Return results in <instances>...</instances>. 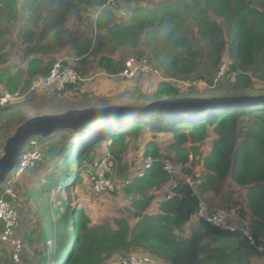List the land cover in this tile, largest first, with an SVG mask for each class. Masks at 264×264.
Wrapping results in <instances>:
<instances>
[{
  "label": "trees",
  "instance_id": "trees-1",
  "mask_svg": "<svg viewBox=\"0 0 264 264\" xmlns=\"http://www.w3.org/2000/svg\"><path fill=\"white\" fill-rule=\"evenodd\" d=\"M147 1L150 0H113V5H107L108 0H0V94H24L35 78L50 73L55 59L45 63L41 58L61 47L67 35L64 25L68 16L70 13L78 16L79 3H84L93 9L88 26L94 31L90 37L73 39L72 54L79 61L73 69L81 73L78 83H82L86 75L83 64L88 57L96 56L99 77L127 80V90L117 93L113 97L117 105L111 106L145 107L153 102L180 98L264 95V6L255 7L251 0H215L219 4L216 12L224 19V28H221L209 17L204 18L214 0H193L188 6L172 4L170 8H160L155 16L154 11L132 9L130 12L127 9L134 3ZM200 2H203L202 7ZM118 10L124 11L121 16L125 17L118 18ZM185 19L197 25V36L192 40L181 34ZM19 21H24L17 29L24 46L23 64L5 65L8 36ZM38 26V32L32 31ZM141 41L150 48L151 58L162 65V76L146 73L127 78L123 75L127 69L126 60L114 59L115 52L136 49ZM145 55L138 53L136 61L143 60ZM227 62V70L220 79L226 77L228 87L222 90L226 84L217 76ZM63 64L68 66L67 62ZM201 64H204L203 73L194 74ZM24 76L28 77L25 81ZM174 80L185 81L186 86L179 91ZM254 80L259 86L255 87ZM77 84L69 85L64 92L54 93L76 97L71 95ZM201 85H207L208 89L196 88ZM206 90L210 92L205 96L202 93ZM96 94L89 99L103 100V95ZM88 96L83 94L84 98ZM19 103L0 107V132L6 136L5 143L16 128L30 119L28 109ZM102 103V106L92 107H109ZM44 115L56 114L47 112ZM64 132L68 131L55 130L31 137L21 156L30 140L37 139L39 147L46 146L47 139ZM143 132L153 137L165 133L172 135L168 148L172 152L170 157L175 164L190 163L186 172L199 182L200 193L215 191L227 178L246 190L245 200L241 202L244 208L238 216L244 218L250 213L253 217L249 228L253 244L239 228L230 231L202 220L191 225L198 212L199 199L193 189L171 178L164 170L153 142L144 150V157L152 160L151 165L129 186L121 187L124 196L131 199L127 211L134 218L133 224L119 217L93 225L84 210L73 205L71 191L82 179L84 163L92 162L90 155L96 147L105 144L111 157L109 161L117 165V174L127 179L128 167H119L123 164L127 140ZM70 133V139L60 138L56 149H51V165L47 167L44 180L39 189L32 186L31 204L24 214L18 215L16 229L21 242L28 239L30 216L40 228V240L51 241L47 256L39 257L36 264H119L120 257L146 258L158 264H264V104L134 120L114 118L90 122ZM208 141L209 151L203 154L202 147ZM43 163L42 157L37 167ZM196 166L202 170L199 176H193ZM17 169L18 166L14 173ZM86 174L92 177L88 171ZM9 175L0 185L8 181ZM106 176L109 177V173ZM170 181H177L171 196L167 193ZM60 186H64L66 198L54 211L46 204V195ZM163 188L166 190L163 199L158 201L157 211L147 212L155 199L151 192ZM6 200L16 203V214L24 210L23 201L18 203L16 198L8 196ZM54 213L56 218L51 223L50 215ZM74 220L76 224L70 229ZM3 230L0 221V232Z\"/></svg>",
  "mask_w": 264,
  "mask_h": 264
},
{
  "label": "rangeland",
  "instance_id": "rangeland-1",
  "mask_svg": "<svg viewBox=\"0 0 264 264\" xmlns=\"http://www.w3.org/2000/svg\"><path fill=\"white\" fill-rule=\"evenodd\" d=\"M21 1V0H19ZM162 1V0H160ZM251 3L253 6L261 8L264 6L262 4L263 2L261 0H251ZM176 4V3H174ZM192 4V2H191ZM79 14L76 16L74 13H70L68 16V20L65 22L64 30L66 31V36L63 38L62 43L60 46H64L60 51L57 50L56 54L54 55L46 56L41 58L44 62H53L54 64L57 63L59 60H63L64 62H67V65L70 68H73L77 61V59L69 54L64 53L63 51H67L69 53H73V46L75 45L72 41L73 39L79 40L83 37H90L92 35V31L90 27L88 26V23L90 19L93 17V9L86 6L84 3H79ZM43 15V12H41ZM118 18L125 17L121 16L119 13H117ZM121 16V17H120ZM214 22H216L221 28H224V23L222 21H216L217 17L211 16L210 17ZM24 23V21H19L15 23V27L10 30V34L8 36V44L5 46L4 52L6 53V64L9 66H21L23 63V49L24 46L19 40L17 36V29L19 26H21ZM197 25L195 24H185V26L182 27L181 34L186 35L187 39L192 40L194 36H197ZM32 31H39V26L33 27ZM65 48V49H64ZM60 52V53H59ZM145 53V57L143 59H147L148 62L151 65V72L155 76H162V72L160 69H162V65L154 58H151L150 55V48H146L143 44V41H141L136 49H119L115 52V55L113 56L114 59H125L126 64L127 62L136 63L139 61H136L138 53ZM98 57L91 56L88 57L84 65V71L86 75L83 77L85 80L82 83H78L77 87H75V91L71 96L76 97H67V96H61L56 93H41L36 95L35 97H28L23 98L19 102V104H23L28 109V118H34L38 116H42L45 113H65L69 111H76V110H84L92 107L93 105L102 106V102H104L105 106H111V105H117V103L114 101V96L117 95V93H123L127 90L125 88L126 85H128L127 80H119V77H99V68L96 64V60ZM77 61V62H76ZM118 61V60H117ZM76 62V63H75ZM53 64V65H54ZM204 71V64L199 65L195 69L194 74H202ZM84 73V72H83ZM79 74V73H78ZM81 74V73H80ZM79 74V75H80ZM84 75V74H83ZM224 77V72L218 73L217 78L219 80L223 81L224 84L228 83L226 80V77L223 79H220ZM129 78V77H127ZM28 77L24 76L23 80H27ZM34 81V80H33ZM32 81V83H33ZM255 87L259 86V83L257 81H253ZM31 83V84H32ZM174 83L177 85V89L181 91V88L183 86H186L185 81L182 80H174ZM206 88L208 89L207 85H201L196 88ZM228 87V84L223 86L221 89L225 90ZM209 90H206L204 94L205 96L208 94ZM91 92H98L99 95H103V100L100 101H92L89 99L91 97ZM196 92H199L198 90ZM210 92V91H209ZM212 94L217 93V91H211ZM83 94L87 95V98L83 97ZM79 95V96H78ZM82 95V97L80 96ZM96 96L95 94H93ZM108 96V97H107ZM109 98V99H108ZM107 100V101H106ZM11 105V104H9ZM45 106H51L50 108H45ZM49 109L50 111H47ZM17 129V128H16ZM15 129V130H16ZM101 129V128H99ZM64 130V129H63ZM68 132H64L60 135H55L54 138L47 139L46 146H38L37 149L39 153H41V160L42 157L44 158V163L41 165V167H37V162L31 167L32 169H28L25 173H22L21 175H15L13 172H10V175L8 176V181L1 184L0 187H5L6 190L10 192L12 196L17 199V202H22V208H24L23 211H20L17 214V217L15 219L14 228L13 231H9V236L6 240L2 238V232H0V264H12L13 263V256L18 255V262L20 264H36L39 257L47 256V247L51 244L50 240H47L46 243H44L42 240H40L39 234H40V228L37 227L34 220L31 219V216L28 220H30V224L27 227L28 230V239L24 242H21L19 240V231H17V219L18 215L24 214L26 212L25 208H28V206L31 204V199L29 197V193L32 190V186L39 189L41 185V181H43V176L48 171L49 166L51 165L50 157H51V149L55 147L56 149V143L60 140H64L65 138H71L72 130H65ZM212 136L213 134L210 133ZM210 136V137H211ZM5 139L6 136L0 132V153H3V150L5 148ZM36 141L37 139H32ZM68 140V139H67ZM69 142V141H67ZM128 147L125 153V156L123 157V164L119 166L122 168L123 166L128 167V173L129 177L135 178L139 174H141L144 170V166L146 161L151 160L150 158L144 157V150L147 144L150 142H153L155 147L157 148L162 160L165 158H169L170 152L168 150L170 144L172 143V135L169 133L165 134H159L155 137H153L150 133L143 132L139 134L137 138H129L127 140ZM100 147H96L97 149L90 155L92 162L90 164L84 163V167L81 168L82 171V179L80 182L77 183L76 187L71 191V196H73V205L77 208H80L84 210V212L88 215V217L91 219V223L93 225H99L104 221H112L115 218L119 217H125L127 220L133 224L134 218L132 217L131 213L127 211L130 207V197L124 196L121 187L126 186L124 184L123 179L116 173V177L113 178L112 174L110 173L113 170V166L110 165L109 162V156L106 151L105 144L101 143L99 144ZM210 147V141H208L207 144L203 145L202 152L203 154H207ZM171 158V157H170ZM169 158V159H170ZM108 160L107 164V170L106 173H109L110 179L113 183V191L106 192V193H95L93 190V178L99 173L98 164L102 163L105 160ZM146 159V160H145ZM190 160V158H189ZM190 166V163H188V168ZM48 167V168H47ZM187 168V170H188ZM88 171L89 174L92 175V177H88L86 172ZM202 173V170L200 166H196L194 169V175L193 176H199ZM191 177V176H189ZM68 183H71L69 181ZM170 185V189L167 193L171 192L172 186L174 183L171 181L168 183ZM17 185V186H16ZM166 189L163 188V190L157 192L152 191L151 193L155 194V199L151 203L150 207L148 208L147 212L149 213H155L157 211L158 207V201L162 200L164 197V191ZM210 196L206 195L205 199L210 202L208 203L210 205V209H224L230 206H234L239 204V202L243 201L245 196V190L243 189H237L235 184L231 181V179L227 178L219 188H217L215 191H209ZM166 194V193H165ZM16 196V197H15ZM171 196V195H170ZM66 198V191L64 186H60L59 188L53 189L51 192H49L46 195V204L48 206H51L52 210L56 211L58 209V206L61 204L62 200ZM39 201H42V197H40ZM9 205L11 208L15 211L14 207L16 206V203L12 200ZM242 208L243 205H241ZM61 210L59 209V212ZM16 212V211H15ZM17 213V212H16ZM55 213L50 215V222L53 223L55 219ZM198 217H195L191 221V225L195 224L198 221ZM240 220V219H239ZM13 222V221H12ZM69 228L71 229L73 227V224H76V221L74 220L71 222ZM53 237V236H52Z\"/></svg>",
  "mask_w": 264,
  "mask_h": 264
},
{
  "label": "built area",
  "instance_id": "built-area-1",
  "mask_svg": "<svg viewBox=\"0 0 264 264\" xmlns=\"http://www.w3.org/2000/svg\"><path fill=\"white\" fill-rule=\"evenodd\" d=\"M111 4L113 5V0H108L107 5ZM118 13L120 15H124V11L118 10ZM63 60H59L57 63H55L50 71V73L47 76H40L38 78H35L31 87L29 90H27L24 94H10L8 92L0 94V107L8 106L9 104H15L19 102L23 98L28 97H35L38 94L47 92V93H61L64 92L65 89L69 85H75L79 81H81L78 73L69 66H64ZM229 62L225 63L222 67L220 72H224L227 70V65ZM127 69L124 71L123 75L129 78L133 77H139L143 74L151 72V65L150 63L143 59L139 62L132 63L127 62L126 64ZM219 72V73H220ZM38 145L36 141L30 140L29 144L27 145V150L25 149V152L23 156L20 157L18 169L16 173L12 171L16 176L21 175L24 171L32 167L36 162L40 161L41 153H39L37 149ZM2 153H0L1 157ZM109 156V155H108ZM111 160V157L107 158ZM103 161L102 163L98 164L99 173L93 178V190L95 193H106L113 191V183L112 180L107 177V164L108 160ZM191 159V158H190ZM110 162V161H109ZM152 163V160L146 161L144 170L147 169ZM164 170L170 175L171 178H175L178 181H182L184 184L188 185L191 189H193L195 195L199 199L198 203V212L196 217H198L199 220H202L204 222H207L213 226L234 231L236 229H240L243 234L248 237L250 242L253 244L254 241L252 239L251 233L249 231L250 228V219L249 215L245 216L244 218H240L238 216V212L242 209V201L239 202V204L230 206L224 209H210V205L207 203L205 199V194H202L198 191V181H194L190 175L187 174L186 170L188 168V164H185L184 166L180 164H175L172 159L166 158L161 161ZM110 165L113 166V170L110 172L113 176V178L116 177L117 173V165L112 164L110 162ZM11 172V173H12ZM139 174L138 176H141ZM134 180V178L128 177L127 179H123L124 184L126 186H129L131 182ZM177 181H174L172 189L177 186ZM172 189L170 192V195H172ZM12 196L8 190H6L5 187H0V221L3 223L4 230L2 232V238L6 240L9 236V231H13L15 219L17 217L16 212L11 208L9 205L10 202L6 200V197ZM240 219V220H239ZM13 221V222H12ZM18 255L13 256V263L12 264H20L18 262ZM119 264H158L157 262L153 260H149L146 258H136V257H120L118 259Z\"/></svg>",
  "mask_w": 264,
  "mask_h": 264
},
{
  "label": "water",
  "instance_id": "water-1",
  "mask_svg": "<svg viewBox=\"0 0 264 264\" xmlns=\"http://www.w3.org/2000/svg\"><path fill=\"white\" fill-rule=\"evenodd\" d=\"M264 104V95L220 97V98H180L173 101H157L145 107L109 106L69 111L56 115H42L22 123L6 141L0 157V182L19 164L25 145L31 137L55 130L76 131L90 122L114 118L142 119L161 115L184 114L206 109L239 108Z\"/></svg>",
  "mask_w": 264,
  "mask_h": 264
},
{
  "label": "crops",
  "instance_id": "crops-1",
  "mask_svg": "<svg viewBox=\"0 0 264 264\" xmlns=\"http://www.w3.org/2000/svg\"><path fill=\"white\" fill-rule=\"evenodd\" d=\"M193 0H162V1H160V0H150V1H147V2H143V3H134V4H132V5H130L127 9L131 12V11H133L132 9H138V10H140V11H146V12H150V11H154L153 12V15L155 16L157 13H159L160 12V8H165V7H167V8H170L171 7V5L172 4H174V3H177V4H179V5H181V4H183V6H188V5H190L191 4V2H192ZM263 3L262 4H264V0H261ZM201 3V7H202V5H203V2H200ZM176 5V4H175ZM218 6H219V4L214 0V4H212V5H209L208 6V8L206 9V12L204 13V18L205 17H211L212 15L213 16H215V17H217V20L216 21H222L223 22V17H221L217 12H216V8H218ZM220 8V7H219ZM222 10H220V12H221ZM130 12L128 13V14H130ZM202 16H203V14H201ZM157 17H159V16H157ZM211 19V18H210ZM68 20V19H67ZM66 20V21H67ZM212 20V19H211ZM213 21V20H212ZM215 21V20H214ZM65 22V21H64ZM185 24H193L194 23V21L193 20H190V19H185ZM224 23V22H223ZM197 32V31H196ZM64 46L62 45L60 48H57L56 49V51H54V53L56 54V52H57V50H61L62 48H63ZM65 49V48H64ZM59 50V51H60ZM69 50H67V51H63L64 53H66V54H69V55H71L72 56V53H69L68 52ZM61 52V51H60ZM59 52V53H60ZM52 55H54V54H52ZM46 57V56H45ZM46 63V62H45ZM93 94H95L96 95V93L95 92H91L90 93V96L92 97V96H94ZM233 182V181H232ZM234 183V182H233ZM235 186H236V188L237 189H243V190H245L244 188H241V187H239V186H237L236 184H235ZM245 192H246V190H245ZM246 194V193H245ZM206 195H208V196H210V193H209V191H207V192H205V197H207ZM244 200H245V196H244V198H243ZM243 200V201H244ZM208 203H210L209 201H208V199L206 200ZM211 205V204H210ZM249 215V219H250V222H252V216H251V214L249 213L248 214ZM195 218V217H194Z\"/></svg>",
  "mask_w": 264,
  "mask_h": 264
},
{
  "label": "bare ground",
  "instance_id": "bare-ground-1",
  "mask_svg": "<svg viewBox=\"0 0 264 264\" xmlns=\"http://www.w3.org/2000/svg\"><path fill=\"white\" fill-rule=\"evenodd\" d=\"M131 120V119H130Z\"/></svg>",
  "mask_w": 264,
  "mask_h": 264
}]
</instances>
